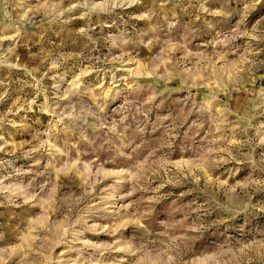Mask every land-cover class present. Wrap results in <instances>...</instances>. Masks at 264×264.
I'll return each instance as SVG.
<instances>
[{
	"label": "rangeland",
	"instance_id": "374dc122",
	"mask_svg": "<svg viewBox=\"0 0 264 264\" xmlns=\"http://www.w3.org/2000/svg\"><path fill=\"white\" fill-rule=\"evenodd\" d=\"M0 264H264V0H0Z\"/></svg>",
	"mask_w": 264,
	"mask_h": 264
}]
</instances>
